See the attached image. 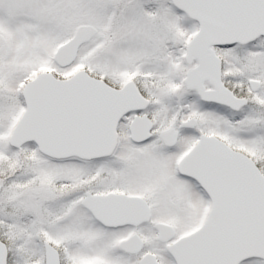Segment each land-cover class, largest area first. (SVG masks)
Here are the masks:
<instances>
[{"label": "snow or ice", "instance_id": "obj_1", "mask_svg": "<svg viewBox=\"0 0 264 264\" xmlns=\"http://www.w3.org/2000/svg\"><path fill=\"white\" fill-rule=\"evenodd\" d=\"M0 264H264V0H0Z\"/></svg>", "mask_w": 264, "mask_h": 264}]
</instances>
